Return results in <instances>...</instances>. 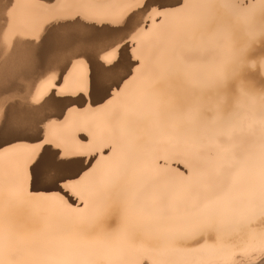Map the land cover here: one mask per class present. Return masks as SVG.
<instances>
[{"label": "snow or ice", "instance_id": "1", "mask_svg": "<svg viewBox=\"0 0 264 264\" xmlns=\"http://www.w3.org/2000/svg\"><path fill=\"white\" fill-rule=\"evenodd\" d=\"M18 244L264 264V0H0V258Z\"/></svg>", "mask_w": 264, "mask_h": 264}, {"label": "bare ground", "instance_id": "2", "mask_svg": "<svg viewBox=\"0 0 264 264\" xmlns=\"http://www.w3.org/2000/svg\"><path fill=\"white\" fill-rule=\"evenodd\" d=\"M232 4L236 12H242L245 8V0H232ZM14 18L15 14L13 13V19ZM13 34L14 30L9 27V29L4 32V38L10 41ZM259 88V83H256L250 90L255 92L258 91ZM41 110H48L49 114H51V111H54V109L50 108L49 102H45V104L41 106ZM258 134V131L253 133L247 129L237 134L236 154L239 159L243 160L249 153L257 150L256 138ZM221 139L223 140L224 138ZM156 154L165 157L170 155L169 146L165 141H161L157 145ZM163 180L164 177L159 178V182H163ZM254 227L258 229L260 227L259 223L257 222ZM28 247L29 246L25 244H18L14 248L6 250L3 257L0 258V264H22V261L26 258V249ZM95 259L96 257L88 255L87 252L83 250L74 249H53L35 257L37 264H90V262Z\"/></svg>", "mask_w": 264, "mask_h": 264}]
</instances>
